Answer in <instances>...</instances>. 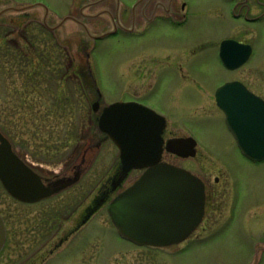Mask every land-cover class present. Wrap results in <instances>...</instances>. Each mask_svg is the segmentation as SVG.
Returning <instances> with one entry per match:
<instances>
[{
  "label": "rangeland",
  "instance_id": "obj_1",
  "mask_svg": "<svg viewBox=\"0 0 264 264\" xmlns=\"http://www.w3.org/2000/svg\"><path fill=\"white\" fill-rule=\"evenodd\" d=\"M118 1L0 0V11L14 4L44 8L10 11L0 19V128L20 157L42 163L47 174L65 178L77 171L84 174L60 195L31 205L12 199L0 184V214L7 233L0 264L27 259L39 264V259H33L39 257L44 264H253L255 247L264 246V161L252 162L240 152L223 117L199 97L198 90L236 78L249 79L255 89V83L264 89V20L248 24L229 16L225 0H187L189 17L184 25L155 22L142 36L116 32L93 42L94 37L120 28L111 22L122 17L123 3L135 2ZM145 3L128 12L125 29L132 28L129 16L134 15L138 23L140 8L150 9V2L143 7ZM44 10L50 13L46 22L51 27L64 16L72 20L53 31L44 25ZM142 25L136 30L139 34ZM229 35L250 42L255 50L236 72L221 66L216 56L217 41ZM195 49L199 51L193 53ZM34 51L41 54L47 69L35 71L31 95H24L37 116L24 121V112L17 110L20 105L13 103L21 100L20 75L31 71L28 57ZM13 56L19 60L13 61ZM172 60L184 62L191 81L170 65ZM89 71L96 78L101 106L127 102L138 93L168 113V133L189 135L196 141L193 157L162 156V161L188 170L203 182L214 209L210 214L209 208V216L182 244L137 246L121 237L110 221L105 204L130 186L139 172L128 173L114 188L110 185L119 170L118 151L109 141L96 142L94 100L84 85L90 82ZM61 97L62 105L54 107ZM104 190L105 200L86 215L84 209ZM76 222L79 229L73 236L48 254ZM258 264H264V252Z\"/></svg>",
  "mask_w": 264,
  "mask_h": 264
},
{
  "label": "water",
  "instance_id": "obj_2",
  "mask_svg": "<svg viewBox=\"0 0 264 264\" xmlns=\"http://www.w3.org/2000/svg\"><path fill=\"white\" fill-rule=\"evenodd\" d=\"M31 7H8L0 12V16ZM47 16L45 10L43 21L51 30H56L71 19L63 18L59 24L51 27L46 22ZM248 54L249 50L242 51L235 64L224 57V64L228 68H235L245 61ZM227 86L231 85L220 88L217 96L227 92L230 89ZM218 105L226 113L228 128L242 154L252 161L264 160V107L262 110L252 109L259 114L239 117L233 112V104L218 99ZM149 112L135 103H114L105 107L98 119V128L119 149L121 167L113 187L119 185L130 171L145 168L137 181L109 203L107 212L118 234L124 239L138 245L164 247L185 240L201 221L204 186L188 171L160 162L163 122L155 118L153 127L154 120L146 117ZM149 134L153 138H148ZM183 144L187 148H171ZM167 145V151L180 157H193L195 154V148L192 147L196 142L192 138L168 140ZM80 176L81 172L77 171L73 177L58 180L52 187L40 185L38 177L18 159L8 140L0 134V182L18 201L34 203L60 193L76 184ZM5 239L6 230L0 216V251ZM263 250V247L257 248L254 264Z\"/></svg>",
  "mask_w": 264,
  "mask_h": 264
},
{
  "label": "flooded vegetation",
  "instance_id": "obj_3",
  "mask_svg": "<svg viewBox=\"0 0 264 264\" xmlns=\"http://www.w3.org/2000/svg\"><path fill=\"white\" fill-rule=\"evenodd\" d=\"M143 1L144 0H135V2H133L130 6L127 3L122 4L123 7L125 8V10H124V8L122 10V17L121 18L117 17V22H113V23L111 22V24H116V26L118 24H120L122 26L120 28L116 27V29L113 31V34H115L116 32L117 33L118 32H125V33L127 32V34L128 33L134 34V32H135V35L142 36L144 34V32L147 30V28L155 22H160L166 26L168 25V26H172V27H178V26L184 25L188 20L189 4H188L187 0H146V3H145V5H143V7L146 6V4L150 2V4H151L150 9L146 11L144 8H140L139 16L137 17L138 23H136V18L134 17V15L129 16L128 20H131L130 25L132 27L131 28L132 30L131 29H125L124 26L126 25V20H127L128 14H129L128 12L129 11L134 12L135 9L137 8L138 4L142 3ZM225 3L229 7L228 8V15L235 18V19L243 20V21L247 22L248 24L260 22V21L264 20V0H225ZM80 15H83V14L80 13ZM81 18L84 19L83 17H81ZM0 19L3 20V19H6V17L0 16ZM141 20H143L144 23ZM11 22H12V20H10L9 23H11ZM140 25H142L141 27L143 30L139 34V32L136 30L138 29V27ZM225 41H229V42H233V43L236 42L237 44H241L243 46L239 47V46L235 45V47L233 48V46H232L233 44L229 43V45L226 46V48L224 49L223 43ZM240 49L243 52H245L246 49H249V52H250L249 55L246 57L244 63H242L241 65H239L235 68H231V69L226 68L224 65V61H223L224 57H229L230 61L233 64H235V63H237L238 58L240 56V53H241L239 51ZM198 51H199V49L198 50L195 49V51H193V53H197ZM254 54H255V50H254V47L252 46V44L250 42H247V41L239 40L235 35H229V36H226L224 38H221L216 43L217 59H218L219 63L221 64V66H223L225 69H227L229 71L236 72V71H239L240 69H242ZM156 61H157V59H156ZM172 61H173V63H170V65L175 70H177L178 72L181 73L182 78L187 80V81H191L190 75H188L184 71V66H182V64L184 62L177 63L176 60H172ZM152 77H153V81H154V76L152 75ZM242 81L240 79H237V78L236 79L223 80L213 87H210V88L208 87L205 90H203V89L198 90L200 93L199 97L202 96L203 101L205 99L206 102L210 105V107L213 110H215L216 112H218V114H220L223 117V119L225 120V114L222 111V109H220L218 107L217 97H216L217 89L225 83H233L234 84L230 94L225 96L224 100L230 99V101L235 106L234 107L235 110H237V111L240 110L241 106L247 105V107H248V104L250 101L249 97H251L250 95H254V96L258 97L262 102H264V91H263L264 89L262 90L258 83H255V85L257 86V89H255L253 81H250L249 79H242ZM193 82H195V81H193ZM84 85L88 90V94L90 95V99L94 100L93 105H92V109L98 118V116L101 112L102 106L100 105L98 98H97V90H96L95 84L92 82V80H90L89 83H87L85 81ZM141 87L142 88L140 90H138L139 92L143 89V85ZM124 101H127V102L133 101V102H136L138 104H141L142 106H147V107L153 109L155 112H157L159 115H161L163 117V119L166 121V125L163 129V132H162V138H163L162 148H164L162 156L164 153H166L168 156L179 158L178 156L167 152L165 149V148H169V146L167 145L168 140L173 139V138H178V137H185L183 135H175V134H172L171 132L168 133L166 131L167 130V121H168L166 118V114H168V113L166 111L157 109L155 106H153L149 102L145 101L144 98L139 96L138 93L136 94V97L128 98L127 100H124ZM0 132L2 134H4V132L1 129H0ZM97 133L98 134L96 135L97 136L96 142H98V143L100 141L111 142L110 139L104 133H102L98 128H97ZM230 136L233 139L231 134H230ZM112 145L114 146V148H116L113 143H112ZM235 146L237 147L236 143H235ZM175 148H182V147L178 146ZM14 151L16 152L15 148H14ZM18 156H19V154H18ZM20 158L36 175H38L39 181L44 186L52 185L58 179L63 178L62 174L56 175V174L48 173L49 174V176H48L47 172L45 171V169L42 166L43 165L42 163H34L31 161H28L25 158H22V157H20ZM118 163H119V168H120L119 158H118ZM137 172H139V175H140L141 172L136 171L135 173H137ZM117 173L111 179L110 185H112V183L115 181V179L117 177ZM215 180H217V179H215ZM106 191L107 190L102 191L98 197L94 198L91 201V203L87 205V208L84 209V212L86 215H90V213L93 211L94 207L99 206L105 200V198L107 197L106 194H108V193H106ZM204 192H205V196H204V215H203V218L207 215L209 216V212H208L209 208H212V209H210V210H212V211H210V214L214 212L213 211L214 210L213 205L210 207V200L208 199V195L206 193L205 186H204ZM41 202L42 201L38 202V204ZM33 204H36V203H33ZM27 205H31V204L28 203ZM203 218H202V221H203ZM78 229H79V224H78V222H76L69 230H67L65 232L66 234H63L61 236V238L58 240V245H56L54 248H52V250H50L48 252V254H53L54 249L58 248L64 241L67 240L68 237H70V236L72 237L73 234ZM43 246H44V244H42L40 247H43ZM33 259H39V261H41L39 264L45 263V260L43 257L33 258ZM28 261H30V259L20 261L17 264H35L36 263V260H31L30 262H28Z\"/></svg>",
  "mask_w": 264,
  "mask_h": 264
},
{
  "label": "trees",
  "instance_id": "obj_4",
  "mask_svg": "<svg viewBox=\"0 0 264 264\" xmlns=\"http://www.w3.org/2000/svg\"><path fill=\"white\" fill-rule=\"evenodd\" d=\"M32 55V56H31ZM31 55H29V56H31V58L30 57H28V62L29 63H32V69L34 70H32L31 69V71L30 72H27V71H23L22 73H21V75H20V78H21V82L23 83V90L21 91V96H20V98H21V100H15L14 101V103L13 104H18V105H20L19 107H18V112H24L23 114H24V117H23V120L24 121H26L29 117H30V115H32L33 117H37L36 116V110H35V107L33 106V104H32V101L31 102H29L28 100L26 101V97L24 96V95H26V93L27 94H29V95H31V88H30V85H33L34 83H35V81H34V78L35 77H37L38 75L36 74V70L37 69H39V68H42V66L44 67L45 66V62L43 63L42 62V60H41V54H39L37 51H34V54H31ZM26 56V55H25ZM13 61H15V60H19V59H17V57L16 56H13ZM47 68H46V66H45V70H46ZM38 71H40L41 73L43 72V73H45V71H41V70H38ZM55 92H57L56 93V97H58V95H60L59 93H58V90H55ZM61 99V101H62V97L61 98H59L58 99V103L57 102H55L54 104H53V106L54 107H59L60 105L59 104H61L60 103V100ZM22 105V106H21ZM62 105V104H61ZM15 107V106H14ZM46 117V116H45Z\"/></svg>",
  "mask_w": 264,
  "mask_h": 264
}]
</instances>
